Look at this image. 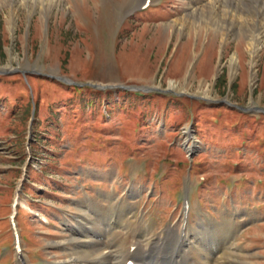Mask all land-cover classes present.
I'll use <instances>...</instances> for the list:
<instances>
[{
  "label": "rangeland",
  "instance_id": "374dc122",
  "mask_svg": "<svg viewBox=\"0 0 264 264\" xmlns=\"http://www.w3.org/2000/svg\"><path fill=\"white\" fill-rule=\"evenodd\" d=\"M208 1H17L12 21L0 0V264H20L16 195L21 255L58 264L81 199L116 190L131 222L178 242V192L199 182L191 233L218 220L229 264H264V113L239 108H264V45L253 59L243 29L225 40Z\"/></svg>",
  "mask_w": 264,
  "mask_h": 264
},
{
  "label": "bare ground",
  "instance_id": "6f19581e",
  "mask_svg": "<svg viewBox=\"0 0 264 264\" xmlns=\"http://www.w3.org/2000/svg\"><path fill=\"white\" fill-rule=\"evenodd\" d=\"M17 1L19 3L22 1L21 3H24L29 10H47L51 9L54 3L58 4L62 0H9L10 5L13 6L12 21L16 13L15 3ZM207 4L210 5L206 9L212 14L208 20L210 23L221 25L225 40L231 33L240 29L245 31L248 35L251 56L255 59L260 47L264 45V0H210ZM237 58L239 55L235 53L230 61L233 70H235ZM128 192L136 196L134 190L129 189ZM98 196L103 201L93 198ZM117 197L116 190H113V193L101 191L97 196H87V199H81L78 204L79 214L74 218L76 220L74 222H69V219L65 221L67 227L65 231L70 235L65 236L61 243L68 256L58 264H129L130 261L131 264H178L179 260L181 264L188 253L194 254L193 256L199 260L198 264H229L227 261L229 259H225L224 250L228 243L232 250L233 240L230 238L220 241L219 231L221 230L223 234L228 230H223L218 220L211 218L208 223L201 221V225L196 227L195 232L189 234L193 228L190 226L188 213L185 219L188 221L190 230L186 234L185 242L179 248L180 253L176 255V243H178L176 240H169L162 235H158L159 238L158 236L153 237L150 227L147 226L148 231L143 227L144 224H135L136 220L131 222L130 217L134 215L131 203L135 202L125 201L119 197L120 200ZM45 218L47 219L46 216ZM133 219L139 218L134 217ZM137 231L139 233L136 235ZM147 231L152 235L154 242H150L153 239L148 236ZM237 231L232 233L230 230L228 234L235 235ZM169 232L167 233L169 237L177 233L173 230ZM163 239L168 245L167 248L164 247ZM168 248L173 249L167 252ZM162 252L165 259L162 256L154 258L158 254L162 255Z\"/></svg>",
  "mask_w": 264,
  "mask_h": 264
},
{
  "label": "water",
  "instance_id": "95a60500",
  "mask_svg": "<svg viewBox=\"0 0 264 264\" xmlns=\"http://www.w3.org/2000/svg\"><path fill=\"white\" fill-rule=\"evenodd\" d=\"M60 80H62L63 82H67V83H72L73 81H70V80H68L67 78H63V77H60ZM98 86H105V85H98ZM108 86V85H107ZM162 91H171L172 89H161ZM180 94V93H179ZM262 110H264V109H262Z\"/></svg>",
  "mask_w": 264,
  "mask_h": 264
}]
</instances>
